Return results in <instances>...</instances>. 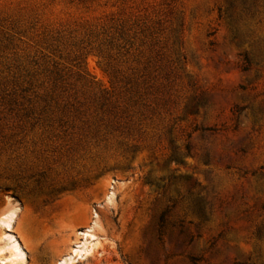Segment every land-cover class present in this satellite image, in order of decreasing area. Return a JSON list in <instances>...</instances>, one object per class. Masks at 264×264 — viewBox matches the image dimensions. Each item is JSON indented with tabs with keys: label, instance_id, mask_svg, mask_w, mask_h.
<instances>
[{
	"label": "rangeland",
	"instance_id": "374dc122",
	"mask_svg": "<svg viewBox=\"0 0 264 264\" xmlns=\"http://www.w3.org/2000/svg\"><path fill=\"white\" fill-rule=\"evenodd\" d=\"M5 215L13 264H264V0H0Z\"/></svg>",
	"mask_w": 264,
	"mask_h": 264
},
{
	"label": "bare ground",
	"instance_id": "6f19581e",
	"mask_svg": "<svg viewBox=\"0 0 264 264\" xmlns=\"http://www.w3.org/2000/svg\"><path fill=\"white\" fill-rule=\"evenodd\" d=\"M4 217H5V218L2 219V220H0V221H2L3 223H5L6 228L9 229V228H10V222H11V221H10V218L7 217V215H5ZM18 233H19V232H18ZM3 252H4V249H3V248H0V260H1V262H2V263H5V262H7V261H10V263L13 264V260H11L10 257L15 255L14 251H12V252L10 253L9 257H3V256H2V255H3Z\"/></svg>",
	"mask_w": 264,
	"mask_h": 264
}]
</instances>
